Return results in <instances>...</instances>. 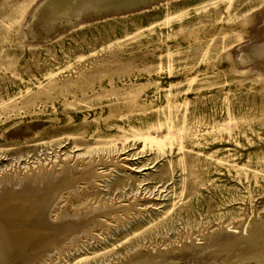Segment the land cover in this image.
Listing matches in <instances>:
<instances>
[{
    "label": "rangeland",
    "instance_id": "rangeland-1",
    "mask_svg": "<svg viewBox=\"0 0 264 264\" xmlns=\"http://www.w3.org/2000/svg\"><path fill=\"white\" fill-rule=\"evenodd\" d=\"M4 179L16 264H264V0H0Z\"/></svg>",
    "mask_w": 264,
    "mask_h": 264
},
{
    "label": "bare ground",
    "instance_id": "bare-ground-1",
    "mask_svg": "<svg viewBox=\"0 0 264 264\" xmlns=\"http://www.w3.org/2000/svg\"><path fill=\"white\" fill-rule=\"evenodd\" d=\"M32 180H35V177ZM7 182H10V180L8 179L0 180V187L2 185H5ZM13 182H15L17 185H20L21 182H23V180L15 179ZM23 211L25 213L19 214L20 210L18 209L11 210V209H7L6 207L0 206V220L3 221L2 224L0 222V264H16L17 261L20 260V258L23 256L16 254V251L18 248L24 247L26 245V240L27 238H29L27 236L26 231L32 232L31 230L33 228L32 226H29V224L25 222H21V223L16 222L15 220H13L14 219L13 216L20 215V216H27V218L30 216V220L31 218L36 217V216L31 217V214L27 212V210H23ZM79 217L80 216L78 215H72V216H68L67 219L77 223V221H79ZM88 217L89 216H86L85 218L87 219ZM82 231L83 230H80L79 233H77L78 235L75 234L73 237L70 238L72 242H75L73 240H77L79 234L83 233ZM31 235L32 233L30 234V238L34 237L33 235L32 236ZM53 255H55V253L52 254L47 253V255L45 254L44 255L45 257L42 258V260L41 259L40 260L44 261L49 258L51 259ZM35 261H37V259L35 260L34 258L31 262H28L26 264H36Z\"/></svg>",
    "mask_w": 264,
    "mask_h": 264
},
{
    "label": "water",
    "instance_id": "water-1",
    "mask_svg": "<svg viewBox=\"0 0 264 264\" xmlns=\"http://www.w3.org/2000/svg\"><path fill=\"white\" fill-rule=\"evenodd\" d=\"M49 260H50V258H49ZM44 263V262H43Z\"/></svg>",
    "mask_w": 264,
    "mask_h": 264
}]
</instances>
